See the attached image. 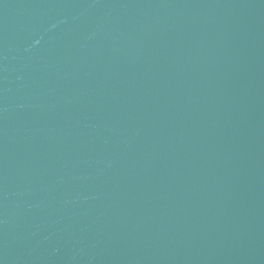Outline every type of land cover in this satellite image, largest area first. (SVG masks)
I'll return each instance as SVG.
<instances>
[{"label":"water","instance_id":"95a60500","mask_svg":"<svg viewBox=\"0 0 264 264\" xmlns=\"http://www.w3.org/2000/svg\"><path fill=\"white\" fill-rule=\"evenodd\" d=\"M0 264H264V0H0Z\"/></svg>","mask_w":264,"mask_h":264}]
</instances>
